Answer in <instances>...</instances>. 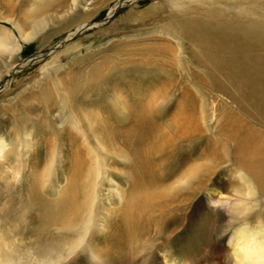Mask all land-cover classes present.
Segmentation results:
<instances>
[{"label": "rangeland", "instance_id": "rangeland-1", "mask_svg": "<svg viewBox=\"0 0 264 264\" xmlns=\"http://www.w3.org/2000/svg\"><path fill=\"white\" fill-rule=\"evenodd\" d=\"M32 2L33 0L16 2L0 0V25L8 28L19 43L17 51L15 50L12 55L0 53V138L4 143L0 152V227L5 226L6 229L10 227L12 230L14 228L11 234L16 239L15 243L22 248L32 244L38 226L43 224L42 219L38 220V206L28 202L30 200L27 196V187L28 183L33 182L35 174L43 172L50 157L51 136L48 128L43 126V119H46L54 129H59L61 126L59 119L65 118L68 113L65 97L56 93L58 96L56 98V94L53 95L56 89L50 88L46 83L56 80L52 79V76L73 74L77 70L87 72L94 63L95 65L102 63V67L109 68L114 65L107 74L108 81L117 79L122 72L126 78L135 77L138 85L144 86L138 95L142 101L147 97V91L154 90L157 97L166 93L161 100L162 104L153 107L156 112L153 117L156 121L168 119L177 111L178 103H184L185 99H188L190 105L185 112L192 116L194 121L192 125L195 127L196 124L197 129L196 132L194 130L190 132L192 137L189 139L178 138L173 148L167 147L166 144L162 151L156 152L155 149L162 143L159 138L147 139L148 146L142 145L141 149L139 148V154L142 161L145 158V166L149 173L147 176L140 169L139 174L143 180L142 183L138 182V187L142 188L139 194L143 200L147 199L148 202L151 200L149 204L151 209L156 207L163 210L160 218L163 219L165 226L161 227L159 223L158 229L165 231L162 230L156 235L158 229L151 223L156 221V218H153L155 216H152L156 212H152V219L150 217L144 219L146 223L139 220L134 230L130 228L128 233L126 232L127 240L116 244L114 235L121 225L120 208L123 207V203L114 193L112 194L108 178L99 176L98 179L102 177L103 184L98 185L94 198L95 209L90 217L91 225L85 236V239L89 235L92 237L93 247L84 246V239L78 245L73 260L71 262L64 260V263L237 264L238 255L236 257L228 238L238 223L229 225L227 219H222V215H219L222 208L210 204L209 199L217 196L231 197L235 187L236 190L238 186L246 188V185L250 186L251 179L244 170L238 169L233 157L225 160L227 156L224 153L229 151L232 145L230 142H224V135L220 137V129L224 125L236 128L241 123H246L261 131L264 122L260 120L261 113L255 102L252 104L247 96L246 98L242 95L244 93L241 87L236 82L227 80L221 72L220 62L233 61L240 54L229 50L207 53L205 44H209L210 41L216 44L220 38L216 33L223 30L224 33L226 29V34H232L236 43H247L248 50L245 54L248 58L262 62L264 35L248 37L241 29L248 28L243 26L250 23L264 25V0H122L110 15L108 11L117 0H75L74 3L72 0H51L45 1L39 10L30 9L31 13L29 8ZM31 15L36 18L45 16V25L35 32L32 38L23 40L9 17L16 19L21 28L27 30L32 25L29 19ZM207 15H210L211 19L229 21L232 25L220 30L216 28L213 33H206L204 35L206 40L198 43L186 34V26L198 19L206 21L209 17H206ZM81 21L88 24L85 26L80 23ZM235 25H240L241 28ZM173 36L179 39L178 44ZM153 45L160 48L158 55L154 54ZM176 48L183 67L180 71L176 69L175 62L172 63L163 57L168 53L172 55V52L174 56ZM118 50H120L118 54H115ZM125 51L130 53L125 54ZM132 52L135 53L134 56ZM103 57L105 61H102ZM122 57H134L139 61L133 62L134 59H129L133 63L125 65ZM215 57L217 58L213 62ZM159 65L165 67L167 72L165 73ZM152 79L156 80L154 83L161 84V88L153 87L154 85L149 82ZM147 82L148 86L153 87L151 91L147 88ZM44 87L50 93L46 98L48 112L41 108H36L33 112L26 111L23 106L27 105L24 101L28 100V95ZM101 88L104 90V87ZM201 99L205 117L210 114V108L215 110L212 119L208 116L205 124L199 123L198 119ZM113 103L114 101H110L109 104ZM108 115L112 125L127 124L125 121L118 122L113 113ZM159 124L158 128L162 130L165 121L162 120ZM24 129L29 131L32 146V151L30 150L28 154L23 151L21 144ZM60 132L64 135L67 128ZM153 135L155 136V132ZM198 154L201 157H197ZM23 157L26 158L25 164ZM115 159L116 163H111L108 158L105 160L107 175L120 183L127 198L132 186L130 181H126V176L118 172L121 165L117 158ZM62 163L63 166L57 167V176L51 178L50 184L40 192L44 196L49 195V199L59 196L62 190L60 188L64 187L68 179V175H65L69 167H66V160ZM89 163L88 160L84 169ZM198 167L205 175L201 176L206 178L203 182L205 184L204 186L202 184L197 192H188L187 187L180 186V179L191 175ZM150 176L151 180L148 181ZM197 182L196 179L193 183L196 185ZM39 191L35 196H39ZM168 193L176 195L178 200L184 199L182 203L176 202L179 204L178 209L170 210L171 206L165 197ZM248 199L253 205L248 221L250 225H256L260 219L253 214L254 211L260 210L261 199L256 193L249 195ZM101 222L104 223L102 227L99 225ZM46 230L53 231L57 228L46 227ZM183 252L187 258L182 256ZM182 261L184 262L181 263ZM31 262L36 263L34 260Z\"/></svg>", "mask_w": 264, "mask_h": 264}, {"label": "bare ground", "instance_id": "bare-ground-1", "mask_svg": "<svg viewBox=\"0 0 264 264\" xmlns=\"http://www.w3.org/2000/svg\"><path fill=\"white\" fill-rule=\"evenodd\" d=\"M45 1L49 2L51 0H33L29 11L33 9L34 11L41 9L42 6H44L43 3ZM74 2L75 0H72V3ZM121 2L122 0H117L114 6L109 9V15L114 7L121 4ZM44 17L45 16L36 18L31 15V18L29 17V19L32 25L27 30L22 29L20 24L16 19H13V17H9V19L13 26L18 30L19 37L23 40H28L32 38L35 35V32H38L41 27H44L46 21V18ZM206 17H202L206 18V21L198 19L189 22V25L186 26V34L198 43L206 40V36H204L206 33H213L214 30H217L216 28L220 30L232 25L226 20L223 22L220 21L221 19L219 18L211 19L210 15H207ZM80 23H83L85 26L88 24L86 21H81ZM235 26L241 28L239 27L240 25ZM243 27H248L241 29L248 37H262L264 35V25L262 24L250 23ZM223 31L216 33V36L221 38L217 40L216 44H213L211 41L209 44H205L207 53H211L212 51L217 52L229 50L236 51L240 54L235 57V60L233 61L220 62L219 65L222 69L221 72L226 76L227 80H232L233 83L236 82L239 87H241L242 92L244 93L242 95L245 97L247 96L249 100L252 101V104L255 102L254 104L258 107L261 113L260 120L264 122V60L259 62L254 58H248L245 54L248 50L247 43H236L232 34H226V29L224 33ZM222 33L223 36H221ZM14 36L15 35H13L8 28L0 25V53L12 55L13 52L18 49L19 43ZM174 40H176L178 44L179 39L177 40L174 38ZM177 44L176 46L179 48ZM152 47L154 48L153 51H155L154 54L158 55L160 53V48H156L157 46L155 47L154 45ZM165 48H163V50ZM177 48L175 49L177 52L174 56L171 51L172 55L171 53H168L167 56L164 54L165 56L163 57L168 58L172 63L175 62L174 65L176 66V69L180 71L183 67L180 62L181 59ZM119 51L120 50L115 51V54H118ZM125 52V54L130 53L129 51ZM134 55L135 53H133V56ZM122 58L126 63L125 65L133 63L134 61H139L135 60L134 57ZM216 58L217 57L214 58L213 62H215ZM129 59L134 60L132 62ZM102 61H105L104 57ZM113 66H109L108 68V66L102 67V63H100V65L98 63L95 65L94 63L88 68L87 72L84 70V72L77 70L73 72V74L67 73L61 76H52V79L56 80L46 83L50 88L54 87L56 89V92L54 91L53 95L57 93L58 95L63 96V98L65 97L66 104L68 103V113L65 118L59 119L61 123L59 129H54L46 119H43V126L48 128V132L51 136V142L49 143V145H51L49 148L50 157L48 158L47 165L44 166L43 172H36L38 174H35L33 182L28 183L29 185L27 187V196L28 200H30L28 202L38 206V220L42 219L43 224L39 226L37 225L38 232L35 237H33L32 244L22 248L18 246V243H15L16 239L12 235L14 228L12 230L10 227L9 229H6L5 226L0 227V264H31V260H34L36 262L35 264H65L66 262H71L78 245H80L85 239L86 232L89 231L88 228L89 225H91L89 224L90 217L95 209L94 198L98 191V185L103 184L101 183L103 176L108 178L112 194L114 193L116 198L123 203V207L120 208L121 225L114 235L116 244L123 243L125 239L127 240L128 230H130V228L133 229L139 220H141V223H146L144 222V219H147L148 217L152 219V216H155L153 218H156V221L151 222L154 227L158 229L160 227L159 223L161 224V227L165 226L163 219L160 218L163 210L156 207L151 209V207H149L151 200L149 202L147 199L143 200L139 194L142 188L138 187V182L142 183L143 180L139 173L142 171L147 174V176L149 174L145 166L146 160L144 158V161H142V156L139 154V148L141 149L142 145H144L143 147L148 146L147 142L149 140L147 141V139H161V146L158 149H155L157 152L162 151L166 144L167 147L173 148L175 141L178 138H191L192 135L190 132H193V130L196 132L197 126L196 124L195 127L192 125L194 123L192 116L185 112L190 105V102L188 99H185L184 103L179 102L178 107H176V114L173 112L174 114H171L168 119L162 118L160 121H165V124L161 130L158 128L160 121L154 119V113H156L154 109L157 105L159 107L160 104H162L161 100L165 97L164 94L166 93H161L162 95L157 97L154 94V90L153 92L147 91V97L142 101L139 99L138 95L141 94L139 91H141L140 89H142V87L144 88V86L140 87L138 82H136L137 80L134 79L135 77L130 79L126 78L122 72L117 79L111 81L106 80L107 74L110 71L109 69ZM159 67L162 68L160 65ZM42 69L44 70L45 68ZM162 69L165 73L167 72L165 67ZM184 69L182 71H184ZM80 72L82 75L79 74ZM153 81L156 80L152 79L149 81L150 84L158 89L161 84L154 83ZM146 84L147 88L151 91L153 87L148 86V82ZM164 84L165 82L162 83V85ZM101 87H104V90ZM57 94L55 95L56 98L58 97ZM49 95L50 93L46 90V87L37 90L36 93H30L28 95V100L24 101V103L27 104L23 106L24 109L33 112L35 111L34 109L41 108L43 111L48 112L46 98H48ZM202 99L200 100L201 109L199 110L200 113L198 119L200 120L199 123L202 122L205 124L208 116L212 119L215 110L210 108V114L205 117L206 113L202 108ZM110 101H114V103L111 105L109 104ZM110 110L113 111L110 112ZM112 113L118 122L125 121L127 124L112 125L113 123L108 115ZM226 126L224 125L222 129H220V137L221 135H224V142H230L232 147L231 149L229 148V151H225L224 154L227 156L225 160L228 161L233 157L238 169L245 171L246 175L251 179V183L250 186L246 185V188L238 186V190H236L237 187H235V191L232 193L231 197L217 196L214 199H209V202L212 205H217L222 208L219 210V215H222V219L226 218L229 225L238 223V225L236 224L232 229L228 242L233 246L236 257L238 255V260L236 261L237 264H250V262H259L264 258V128L261 126L262 129L260 131L255 126L246 123H241L239 127L236 128H234V126ZM65 127L67 128V132L64 136L61 135L60 131L64 130ZM154 132L155 136L153 135ZM21 138L23 151L28 154L30 150L32 151V146L31 141H29L30 134L27 129L22 130ZM151 143V145H153V142ZM3 145V140L0 138V152ZM228 152L231 157H228ZM35 153L36 150H34V154ZM196 156L201 157L199 154ZM23 158L24 161H22L23 164H25L26 158ZM107 158L110 159L111 163H116L114 160L117 158V161L121 165L118 172L126 176L127 182L130 181V186L132 187L128 192L127 198L125 197V190L121 187L120 183L107 175V164L105 162ZM64 160H66L67 163L66 167H69V171L65 175H68V179L66 184H64V187L60 188L62 190L59 196L55 199H49V195L44 196L43 193L40 194V192L42 189H46L48 184H50L49 182L52 181L51 178L57 176V167L63 166L62 161ZM88 160L90 163L84 169L85 163ZM148 161L149 160H147V162ZM99 176L102 177L98 179ZM201 176L205 175L202 169H199L198 167L191 175L189 174L183 179H180L179 184L182 187H187L188 192H197V190L201 189L202 184L203 186L205 184L203 182L206 178H202ZM238 177L242 179L241 176L238 175ZM196 179L198 182L195 185L193 182ZM150 180L151 176L148 178V181ZM137 188L140 190H137ZM143 188H145V186ZM37 189H40V191ZM38 191L39 196H35V193ZM253 193H256L258 198L261 199L259 202L261 205L260 210L254 211L255 214H253L260 219L257 220L256 225H250L248 221L253 206L249 203L248 196ZM156 194L158 195V193ZM165 197L168 199V203L171 206L170 210L172 208L178 209L179 204H176L177 201V203L184 202V199L178 200L177 196L174 194L168 193ZM161 199H163V196ZM152 212L156 213L151 216ZM94 224L98 225V223ZM99 225L102 227L104 226V223L101 222ZM242 226L247 227L244 231H239ZM46 227H55L57 230L49 231L46 230ZM78 227H81V229L79 230ZM162 230L158 229L156 235L160 234ZM89 236L86 237L84 246L93 247L91 243L92 237ZM182 256L185 258L188 257L184 252ZM64 260L66 261L65 263Z\"/></svg>", "mask_w": 264, "mask_h": 264}, {"label": "clouds", "instance_id": "clouds-1", "mask_svg": "<svg viewBox=\"0 0 264 264\" xmlns=\"http://www.w3.org/2000/svg\"><path fill=\"white\" fill-rule=\"evenodd\" d=\"M247 226H242L239 231H244ZM250 264H264V258L261 259L259 262H250Z\"/></svg>", "mask_w": 264, "mask_h": 264}]
</instances>
